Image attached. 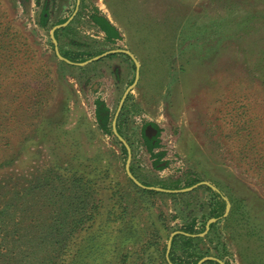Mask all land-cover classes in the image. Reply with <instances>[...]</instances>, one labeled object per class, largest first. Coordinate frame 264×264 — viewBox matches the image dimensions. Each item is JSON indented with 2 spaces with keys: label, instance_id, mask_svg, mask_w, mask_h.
<instances>
[{
  "label": "rangeland",
  "instance_id": "rangeland-1",
  "mask_svg": "<svg viewBox=\"0 0 264 264\" xmlns=\"http://www.w3.org/2000/svg\"><path fill=\"white\" fill-rule=\"evenodd\" d=\"M75 9L76 0H0V264H163L155 243L166 253L173 232L191 221L204 231L211 219L206 186L143 196L132 187L126 153L94 111L103 103L112 122L134 63L124 54L83 67L60 61L50 31L70 17L55 38L61 56L124 50L139 64L116 123L133 176L165 190L205 182L228 203L213 229L194 237L190 257L171 244L168 258L264 264V0H79ZM94 9L121 40L105 41L89 21ZM147 125L158 130L161 158L148 152ZM83 185L101 204L72 225L65 210ZM111 188L123 198L114 197L116 211ZM61 223L53 253L43 239Z\"/></svg>",
  "mask_w": 264,
  "mask_h": 264
},
{
  "label": "trees",
  "instance_id": "trees-1",
  "mask_svg": "<svg viewBox=\"0 0 264 264\" xmlns=\"http://www.w3.org/2000/svg\"><path fill=\"white\" fill-rule=\"evenodd\" d=\"M88 17H89V21L91 22V24L93 26H95L98 29V31L104 35L105 41L107 43L114 44L116 41L121 40L122 37H121L118 29L114 25H112V23L106 17H104L97 9H94L93 12ZM39 19H40V25L43 27L46 26L48 16H47L45 11H42L40 13ZM61 23H63V21ZM64 29L56 31L54 34L55 38H57L59 32L64 31ZM62 56L65 59H67L73 63L84 61V59L79 57L78 54L72 53V52H65L62 54ZM94 114H95V120H96L99 128L101 130H103L106 134H111V131H110L111 122H110V117H109V113H108V108L103 103L96 102ZM118 133H119V130H118ZM146 144L148 146V152L151 155V157L154 156L156 158H161L163 156V154L156 155L153 153L154 149L158 148V141H156V144H154V145H152L149 141H146ZM121 151H122V154L125 155L126 151L123 148V146H121ZM76 182L81 183L82 181L80 180V181H76ZM192 184H190V185H192ZM132 187H134L136 190L138 189L133 184H132ZM205 188H206V190H208L210 192L211 199L214 203V204H212L211 210L209 211V216H210V218L218 219V218L222 217V215L224 214L225 202H224V200H222V198L219 194L215 193L214 191H212L208 187H205ZM115 189L116 188H111L110 189L111 192L108 196V200L111 201L112 210H114L115 205H117V201H115L114 197H116V199L118 198L119 200L120 199L123 200V198L119 194V191L115 190ZM85 190H86L85 185L79 186L77 188V192H78L77 194H79V195H76L75 197H73L71 202H70V206H71V208H73V210H69V211L65 210V216L66 217L69 214H71V216H73L74 220H76L78 218L77 221L73 220L70 222L72 225H74L77 222L82 223L84 220H86V218L88 220H92L94 218L93 216H95V215L87 212V208H94L96 211L100 207L99 206L101 204L100 201L96 200V199H92L91 196H89V194H87V192ZM137 191L139 194H141V196L153 195V194L157 193V192L145 191V190H137ZM117 193L119 195H117ZM173 196H175V195H173ZM7 201H8V199H7ZM121 202L119 203V206H118L121 209V211L119 212L120 215L124 214V212H125V209L123 208V203L121 204ZM6 205H8V206L11 205V207H12L13 205H16V202H14V204H6ZM114 211H116V210H114ZM161 216H162V214H159V216H158L160 220L162 219ZM7 220H9V222H7V224H9L10 222H13V224L17 225V222L10 221L9 218H7ZM56 221H59V220H56ZM62 222L67 224L65 218ZM2 223H4V222H2ZM64 223H61V226L59 228H56V229H52L51 227L47 226L48 229L45 232V236H44L43 240L47 241L49 243L48 244L49 246L50 245L52 246L51 250L53 249L52 250L53 253L59 248V247L54 248L53 243L58 242V244H59V243H63V241H64V238H62V235L64 234V232L62 230L63 229L62 226ZM195 227H196V223L194 221H191L190 223L188 222V224H185L184 227L182 228V232L190 234V235H197L203 231V229H201L199 232H197L195 230ZM60 229H61V231H60ZM210 229L212 230L213 226H210ZM55 230H56V232H55ZM163 231H164V229H163ZM54 232L56 233V239L52 242ZM155 233H156V235H158L157 236L158 238H162L161 231H156ZM165 240H166V238H165ZM200 240H201L200 238L184 237L183 235H179V236H177V238L173 239L172 250H175L176 248L179 247L181 251H184L186 253V255H187L186 257L188 258L191 255L188 252L189 247L193 246L194 243H196ZM154 247L159 248V250H162L160 260H162L161 262H163V264H166V261L164 260L165 244L155 243ZM206 255H207V253L195 255V256L193 255V256H191L192 260L187 261V260H183L182 258L173 257L172 254H170L169 259L174 264H196V262L198 260L205 257ZM44 262L45 261H42V262H40V264H43ZM207 263L217 264L216 262H212V261H209ZM142 264H145V263L142 262Z\"/></svg>",
  "mask_w": 264,
  "mask_h": 264
},
{
  "label": "water",
  "instance_id": "water-1",
  "mask_svg": "<svg viewBox=\"0 0 264 264\" xmlns=\"http://www.w3.org/2000/svg\"><path fill=\"white\" fill-rule=\"evenodd\" d=\"M78 4H79V0H76V9L78 7ZM75 9V11H76ZM75 13V12H74ZM74 15V14H73ZM72 17L68 18L64 23L62 24H59V25H56L54 26L51 31H50V39L52 41V44H53V47H54V52H55V56L62 62H64L65 64L67 65H70V66H76V67H83V66H87L93 62H96V61H99L109 55H112V54H116V53H123L125 55H127L131 60L132 62L134 63V66H135V78H134V81L133 83L125 90L122 98L120 99V102H119V105H118V108L116 110V113L112 119V122H111V132L113 134V136L118 140V142L123 146V148L125 149L126 151V161H125V166H124V169H125V174L127 176V178L138 188L142 189V190H145V191H153V192H158V193H165V194H179V193H186V192H191L193 191L195 188H197L198 186H206V187H209L212 191L218 193V190L216 188H214L213 186H211L210 184L208 183H205V182H202V183H198V184H195L191 187H188V188H185V189H181V190H165V189H161V188H155V187H149V186H145L143 185L141 182H139L134 176L133 174L131 173L130 171V162H131V149H130V146L127 144V142L120 136V134L118 133L117 131V128H116V120H117V116L119 114V112L121 111V108L123 106V103L128 95V93L130 92V90L135 86L138 78H139V64L137 63V61L135 60V58L127 51H123V50H111V51H107V52H104L94 58H91L89 60H86L82 63H73V62H70L69 60L65 59L64 57H62L58 51V48H57V41L55 39V32L57 30H60L64 27H66L69 22L71 21ZM222 200H224L225 202V211H224V214L223 216H225L228 212V203L226 201V199L221 196ZM217 219H214V218H211L209 219L207 222H206V225H205V228H204V231L201 233V234H198V235H190V234H187V233H183V232H179V231H176V232H173L169 238H168V241H167V244H166V253H165V258H166V261L168 264H172L170 261H169V258H168V254H169V250L171 248V244H172V240L175 236L177 235H183V236H186V237H195V236H204L208 231H209V228H210V225L214 222H216ZM209 261H212V262H216L217 264H224L222 261L216 259V258H213V257H204V258H201L200 260H198L196 262V264H204L206 262H209Z\"/></svg>",
  "mask_w": 264,
  "mask_h": 264
},
{
  "label": "flooded vegetation",
  "instance_id": "flooded-vegetation-1",
  "mask_svg": "<svg viewBox=\"0 0 264 264\" xmlns=\"http://www.w3.org/2000/svg\"><path fill=\"white\" fill-rule=\"evenodd\" d=\"M105 17V16H104ZM40 20V19H39ZM113 25V24H112ZM111 51V50H110ZM124 51V50H123ZM116 54H123V53H116ZM116 54H112V55H116ZM112 55H109V56H112ZM125 55V54H124ZM125 56H127V55H125ZM116 123H117V120H116ZM148 126V125H147ZM151 126V132H149L148 133V138H147V141H149L152 145H154V144H156V141H157V138H158V130L154 127V126H152V125H150ZM144 127H146V126H144ZM116 128H117V126H116ZM118 131V130H117ZM144 142H146V141H144Z\"/></svg>",
  "mask_w": 264,
  "mask_h": 264
},
{
  "label": "crops",
  "instance_id": "crops-1",
  "mask_svg": "<svg viewBox=\"0 0 264 264\" xmlns=\"http://www.w3.org/2000/svg\"><path fill=\"white\" fill-rule=\"evenodd\" d=\"M151 126L150 125H148V126H146L145 128H144V130H143V140L144 141H147V138H148V133L149 132H151Z\"/></svg>",
  "mask_w": 264,
  "mask_h": 264
}]
</instances>
